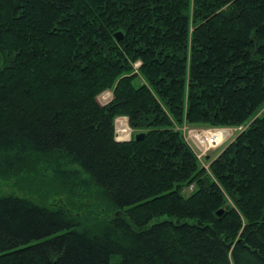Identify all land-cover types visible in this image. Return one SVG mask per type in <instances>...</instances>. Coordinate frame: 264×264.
<instances>
[{
  "label": "trees",
  "instance_id": "trees-1",
  "mask_svg": "<svg viewBox=\"0 0 264 264\" xmlns=\"http://www.w3.org/2000/svg\"><path fill=\"white\" fill-rule=\"evenodd\" d=\"M184 126L243 129L206 168ZM24 173L110 215L0 195V264H264V0H0V178Z\"/></svg>",
  "mask_w": 264,
  "mask_h": 264
},
{
  "label": "rangeland",
  "instance_id": "rangeland-1",
  "mask_svg": "<svg viewBox=\"0 0 264 264\" xmlns=\"http://www.w3.org/2000/svg\"><path fill=\"white\" fill-rule=\"evenodd\" d=\"M113 98V92L108 90L106 92H103L101 95H99L98 100L101 104H107L110 102ZM128 122L122 123L121 122ZM126 126L128 129V134L126 136H123L120 133V127ZM131 131H130V129ZM177 130L182 132V135L184 139L190 144V146L194 149V151L199 155L202 150L193 142L190 136V131H197V133H205L211 131L213 127H197V126H184V127H176ZM222 129H230V128H222ZM117 130H118V139L119 141H125L130 140L134 134L133 129L130 127L129 120L127 117H119L116 119V138H117ZM231 131H234V134L232 137H230L229 140H227L224 144H222L221 147L218 149L211 148L206 152V155L200 159L201 163L206 167L209 168L210 162L208 160L211 158L212 160L215 159L219 153L232 141L233 137L237 133L235 129H232ZM236 132V133H235ZM130 135V136H129ZM126 137H130L129 139ZM210 157V158H209ZM23 178L12 176V177H1L0 178V195H4L6 193H15V194H22V195H32L37 197L38 199L47 198L48 202L51 203H57L59 201H69L71 200L72 208L76 212H81L82 215L85 216H92L95 221L100 222L103 218H108L110 215L106 211L101 210L102 206L99 203V198H95L94 195H84V197L70 195L67 194V191L63 192L61 188H56L51 185H47V183H44L45 181L43 179L37 180L36 178H33L29 174L24 173L22 175ZM30 178V179H29ZM23 186H26L24 189ZM32 187L34 191L30 190L29 188ZM76 196V197H74ZM165 218H168V216L164 215L161 217H155L153 218L149 225L154 224L155 222L164 220Z\"/></svg>",
  "mask_w": 264,
  "mask_h": 264
},
{
  "label": "built area",
  "instance_id": "built-area-1",
  "mask_svg": "<svg viewBox=\"0 0 264 264\" xmlns=\"http://www.w3.org/2000/svg\"><path fill=\"white\" fill-rule=\"evenodd\" d=\"M235 129L236 132L241 131L243 127L239 129L230 128V129H222V128H213L211 131L205 133H197V131H190L191 139L197 146L202 150V152L198 155L199 159H202L206 152L211 148L218 149L222 146L230 137L233 136ZM235 132V133H236Z\"/></svg>",
  "mask_w": 264,
  "mask_h": 264
},
{
  "label": "water",
  "instance_id": "water-1",
  "mask_svg": "<svg viewBox=\"0 0 264 264\" xmlns=\"http://www.w3.org/2000/svg\"><path fill=\"white\" fill-rule=\"evenodd\" d=\"M115 36H116L117 40H122L124 34H123L121 31H119V32H117V33L115 34ZM145 137H146V133H145V132H139V133L136 134V140H138V141L143 140ZM123 141H124V140H123ZM125 141H126V140H125ZM222 212H223V210L218 211V215H221Z\"/></svg>",
  "mask_w": 264,
  "mask_h": 264
},
{
  "label": "bare ground",
  "instance_id": "bare-ground-1",
  "mask_svg": "<svg viewBox=\"0 0 264 264\" xmlns=\"http://www.w3.org/2000/svg\"><path fill=\"white\" fill-rule=\"evenodd\" d=\"M122 123H127V125H128V122H121V124ZM128 127H129V125H128ZM121 129H120V133L123 135V136H126L127 134H128V129H127V127L126 126H122V127H120ZM130 129V128H129ZM130 131H131V129H130ZM118 135H119V133H118V130H117V139H118ZM130 136V135H129ZM126 138H128V137H126ZM130 138V137H129ZM128 138V139H129Z\"/></svg>",
  "mask_w": 264,
  "mask_h": 264
},
{
  "label": "crops",
  "instance_id": "crops-1",
  "mask_svg": "<svg viewBox=\"0 0 264 264\" xmlns=\"http://www.w3.org/2000/svg\"><path fill=\"white\" fill-rule=\"evenodd\" d=\"M210 158V157H209Z\"/></svg>",
  "mask_w": 264,
  "mask_h": 264
}]
</instances>
